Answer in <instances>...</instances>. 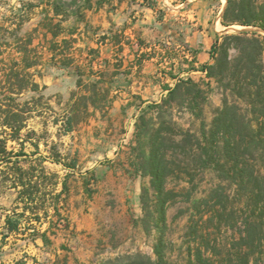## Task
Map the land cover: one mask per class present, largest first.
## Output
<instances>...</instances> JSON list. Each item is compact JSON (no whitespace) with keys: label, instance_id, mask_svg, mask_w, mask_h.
I'll return each instance as SVG.
<instances>
[{"label":"rangeland","instance_id":"obj_1","mask_svg":"<svg viewBox=\"0 0 264 264\" xmlns=\"http://www.w3.org/2000/svg\"><path fill=\"white\" fill-rule=\"evenodd\" d=\"M115 1L0 0V26L10 25L12 9L23 6L27 20L20 34L24 35L40 24L44 9H52L50 4L57 2L62 8L56 21L62 20L68 32L81 28L85 33H97L98 28L88 21L89 10L106 7L108 12L115 11L118 8ZM224 1L226 6L227 0ZM29 3L36 6L30 9ZM162 11L158 12L159 16ZM223 26L221 35L255 29L239 24ZM227 27L233 28L226 31ZM259 31L264 35V31ZM0 35L13 40L4 30ZM35 37L43 59L41 65L32 68L31 72L45 87L39 92L25 91L20 100L39 97L40 94L44 96L40 106L42 114L33 112L28 120V128L38 132L36 139L39 142V152L31 158L35 163L45 159L49 177L46 189L59 192L64 181L67 183L68 191L61 197L60 212L66 219L63 223H68V226L48 229L51 222L58 219L52 206L48 216L43 217L42 224L37 223L27 211L28 219L23 220V226L30 220L40 231L48 229L50 244L47 246L40 239L36 241L30 232L33 229L27 235L9 233L12 235L10 245L2 248L0 242V264H20L19 261L27 264H147L149 259H158L156 247L160 241L168 264H191L189 259L194 257L198 246L205 247L208 242V253L216 263L264 264L263 161L258 163L263 177L256 184L259 206L251 218L255 224V244L252 246L244 242L247 219L251 214L247 192L227 172L198 168L192 157L186 158L184 163L189 166L177 168L167 179L166 188L172 191L173 196L167 203L166 219L162 222L150 186L151 176L135 170L136 121L149 103L161 102L167 96L168 90L154 95L155 85L166 73L173 74L172 69L162 68L147 76L152 82L148 97L143 101H125L122 110L116 112V90L121 86L114 82V77L119 71L130 72L132 62L140 65L144 59L155 55L153 51L143 52L132 60V47H103V50L100 47H71L69 52L73 55V62L62 67L58 60L50 59L51 54L46 48L49 43L43 34L36 33ZM213 61L211 58L208 63ZM199 69L187 77L202 83L207 90L202 112L195 114L175 101L170 109V119L200 137L203 126L209 128L217 110L222 107L224 91L202 70L201 65ZM157 74L159 77H155ZM157 85L159 88L164 86L161 82ZM94 100L98 108L92 105ZM142 104L140 109L138 105ZM68 116L73 117L70 124ZM151 122L150 128L154 132L160 127L157 114ZM10 144L19 150L18 144ZM35 149L27 143L28 152ZM56 153L60 154L61 162L54 160ZM180 156L184 157L183 154ZM2 168L0 165V170ZM10 185V181L4 182L0 176V207L8 208V214L13 215L15 208L11 201L16 196V189ZM144 187L149 191L144 193ZM1 240L5 241L3 237Z\"/></svg>","mask_w":264,"mask_h":264},{"label":"trees","instance_id":"obj_2","mask_svg":"<svg viewBox=\"0 0 264 264\" xmlns=\"http://www.w3.org/2000/svg\"><path fill=\"white\" fill-rule=\"evenodd\" d=\"M144 1L150 7H156L155 0ZM28 6L32 9L36 5L29 3ZM50 6L52 9H44L45 15L40 24L24 35L20 34L27 20V11L23 6L12 9L10 25L0 26V33L4 30L13 37V40H9L0 35V165L3 166L0 176L4 182L10 181V187L17 191L14 213L6 215L8 233L3 235V240H6L9 233L25 235L33 229L30 232L34 239L40 236L45 244H50L47 230L68 226V223H63L66 219L60 212L61 197L68 191L67 183L64 181L59 192L46 189L49 177L44 165L45 159L35 163L31 158L39 152V142L36 139L38 132L28 128V120L33 112L42 114L40 106L44 96L40 94L39 97L20 100L25 91L39 92L45 87L31 72L32 68L41 65L43 59L42 50L35 44L36 33H42L48 40L49 46L46 48L52 61L58 60L62 67L73 62L69 50L74 39L66 35L67 29L62 20L56 21L62 7L57 2ZM222 23L255 29L219 35L210 49L214 61L201 65L202 70L214 78L224 91L223 105L217 110L211 126H203L199 137L170 119V109L175 101L181 106H187L193 113L200 114L207 100V90L202 83L192 77H181L174 86L167 87L168 94L161 102L149 103L139 114L133 165L137 173L151 176L150 186L162 222L166 219L167 203L173 196L172 191L166 188L167 179L177 168L189 166L184 163L186 158L192 157L198 168L227 172L247 192L251 214L247 219L244 242L252 246L255 244V224L251 218L259 206L256 184L262 176L258 163L264 162V35L259 31H264V0H227ZM78 85H81V79ZM92 105L96 108L99 106L95 100ZM149 114H152L150 118ZM155 114L160 118V127L153 132L150 127ZM72 119V116H68L67 122L70 124ZM10 142L18 144L19 150ZM27 143L34 146L35 151L28 152ZM53 156L54 160L61 162L59 153ZM148 191L149 188L144 187V193ZM51 206L55 208L58 219L53 220L47 230L40 231L30 220L23 226V220L28 219L27 211H30L37 223L42 224ZM162 245L160 241L156 247L158 259H149L147 264H168ZM208 246L209 242L205 247L198 246L189 262L224 264L216 263L208 253ZM248 261L249 258L245 263ZM19 262L27 264L25 261Z\"/></svg>","mask_w":264,"mask_h":264},{"label":"crops","instance_id":"obj_3","mask_svg":"<svg viewBox=\"0 0 264 264\" xmlns=\"http://www.w3.org/2000/svg\"><path fill=\"white\" fill-rule=\"evenodd\" d=\"M155 2L157 5L153 8L144 0H116L118 8L112 12H108L106 7H94L88 12V21L98 28L97 33H85L81 28L71 34L66 32L67 36L74 39L72 47H132V60L143 52H154V56L144 59L140 65L132 62L130 72L119 71L114 77V82L121 86L116 90V112L122 110L126 105L125 101H143L148 97L147 92L152 82L147 76L157 70L172 69L173 74L166 73L158 81L157 84L161 82L164 86L159 88L155 85L156 96L160 91L167 90L168 86H173L179 78L198 72L200 65L210 62V49L216 38L224 33V0ZM160 10H163L161 16L158 15ZM130 104L133 107V103ZM143 104L138 107L141 109ZM16 198L17 191L11 201L13 207L16 205ZM9 211L6 207H0V237L8 232L6 215ZM11 237L12 235L7 237L4 242L0 241L2 248L10 245ZM20 239L22 238H17ZM39 239L44 243L42 238H37L36 241Z\"/></svg>","mask_w":264,"mask_h":264},{"label":"water","instance_id":"obj_4","mask_svg":"<svg viewBox=\"0 0 264 264\" xmlns=\"http://www.w3.org/2000/svg\"><path fill=\"white\" fill-rule=\"evenodd\" d=\"M231 28H233V27H230V28L227 27L225 30L228 31V30H230Z\"/></svg>","mask_w":264,"mask_h":264}]
</instances>
